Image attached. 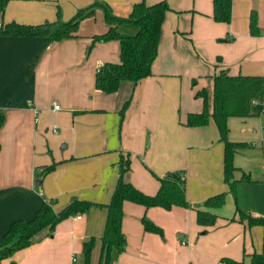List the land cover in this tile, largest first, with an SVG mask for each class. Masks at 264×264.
<instances>
[{"label": "crops", "instance_id": "1", "mask_svg": "<svg viewBox=\"0 0 264 264\" xmlns=\"http://www.w3.org/2000/svg\"><path fill=\"white\" fill-rule=\"evenodd\" d=\"M96 1L127 18L141 0H8L0 22L37 24L54 20L57 12L68 20ZM166 2L150 75L134 86L122 82L112 94L95 88L97 69L119 61L118 40L91 44L92 36L108 28L101 7L80 21L75 37L0 36V236L12 221L34 217L43 202H53L55 210L72 198L101 204L61 220L53 230L43 229L0 264H84L83 242L90 237L95 244L89 264H98L104 204L119 176L120 155L127 154L126 181L154 194L157 176L179 171L190 207L146 208L124 201L126 246L113 254L112 264H223L222 257L248 264L249 254L264 252V222L248 227L231 220L237 217L236 205L264 218V112L227 118L228 139L245 143L233 156L234 177L245 173L251 179L236 183L235 197L223 181L224 145L213 119L186 125L188 114L203 107L197 90L206 89L211 113L213 76L221 69L264 75V0H232L227 23L213 20L212 0ZM252 10L258 35L249 30ZM129 96L120 119L118 109ZM52 162L55 167L40 176ZM222 191L224 203L207 209L216 214L215 222L197 224L195 209H205L204 200ZM143 215L162 228L163 236L143 229Z\"/></svg>", "mask_w": 264, "mask_h": 264}, {"label": "trees", "instance_id": "2", "mask_svg": "<svg viewBox=\"0 0 264 264\" xmlns=\"http://www.w3.org/2000/svg\"><path fill=\"white\" fill-rule=\"evenodd\" d=\"M8 0H0V16ZM232 0H212V18L217 22L227 23L231 19ZM96 7H101L104 21L108 28L101 34L92 36V42L118 40L119 61L106 62L96 71L95 88L105 94H112L119 90L122 82H130L132 86L151 73V63L157 52L161 23L164 14L169 10L166 0L147 4L143 0L135 2L127 18H120L112 14L107 3L96 1L89 6L80 8L68 20H63L57 12L54 20H45L37 24H26L14 20L0 22V36H37L51 40H61L77 36L80 21L91 16ZM129 26L135 29L131 34H123L120 27ZM249 30L253 35L261 33L257 25L256 12L249 15ZM223 40V39H219ZM195 97L202 98L203 107L199 112H191L187 116V126H201L207 124L211 117L218 129L219 140L223 142V181L227 191L235 197V185L240 181L251 180L248 174L242 173L239 180L234 177L237 167L233 163L236 150L245 146L244 142L231 141L227 137V118L230 116H258L264 112V75H230L221 69L213 76L212 111L209 113L207 105V91L205 88L197 90ZM255 100V103L252 102ZM130 96L125 99L119 109L120 119L129 105ZM4 121V114L0 110V127ZM56 163L52 162L42 168L40 176L50 172ZM130 168V155H120L119 176L111 198L104 206L107 209L104 232L100 237L101 254L98 264H112L114 253L125 249L126 239L121 231L123 217L122 204L131 201L148 208L159 206L170 209L172 206L190 207L184 189V180L179 171H168L163 176H157L159 188L154 194H145L133 184L126 181L125 173ZM225 191L207 197L203 205L205 209L196 208V222L199 225H212L216 214L208 208L220 207L225 200ZM236 202V201H235ZM93 205H101L86 199L72 198L59 210H55L53 202H43L34 217L29 220L18 219L12 221L7 230L0 236V260L11 256L17 250L29 246L36 234L43 229L53 230L61 220L87 213ZM237 217L231 220L245 222L248 227L263 224L264 218L252 216L236 205ZM143 229L163 236L162 228L147 218L141 217ZM95 238L90 237L83 242L84 264H89L91 250ZM223 264H245L244 259L236 260L222 257ZM248 264H264V252L249 254Z\"/></svg>", "mask_w": 264, "mask_h": 264}, {"label": "built area", "instance_id": "3", "mask_svg": "<svg viewBox=\"0 0 264 264\" xmlns=\"http://www.w3.org/2000/svg\"><path fill=\"white\" fill-rule=\"evenodd\" d=\"M99 68H100V67H99ZM99 68H98V69H99ZM98 69H97V70H98ZM252 102L255 103V100H253ZM53 108H54V109H58L59 106H58L57 104H53ZM52 131L56 133V132H57L56 127H53V128H52Z\"/></svg>", "mask_w": 264, "mask_h": 264}]
</instances>
